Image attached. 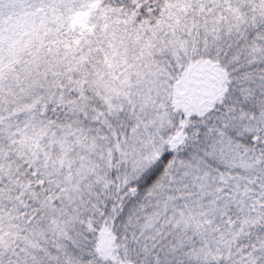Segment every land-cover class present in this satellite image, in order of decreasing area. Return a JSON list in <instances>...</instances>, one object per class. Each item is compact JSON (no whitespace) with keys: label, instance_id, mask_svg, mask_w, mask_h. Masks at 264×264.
<instances>
[{"label":"snow or ice","instance_id":"6c2138e0","mask_svg":"<svg viewBox=\"0 0 264 264\" xmlns=\"http://www.w3.org/2000/svg\"><path fill=\"white\" fill-rule=\"evenodd\" d=\"M0 264H264V0H0Z\"/></svg>","mask_w":264,"mask_h":264}]
</instances>
